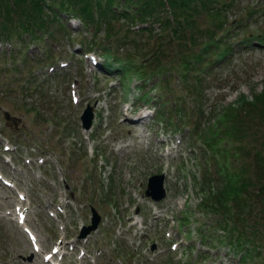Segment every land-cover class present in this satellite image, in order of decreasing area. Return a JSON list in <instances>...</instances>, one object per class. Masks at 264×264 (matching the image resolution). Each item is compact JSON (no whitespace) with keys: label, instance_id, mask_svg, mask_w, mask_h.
<instances>
[{"label":"rangeland","instance_id":"374dc122","mask_svg":"<svg viewBox=\"0 0 264 264\" xmlns=\"http://www.w3.org/2000/svg\"><path fill=\"white\" fill-rule=\"evenodd\" d=\"M119 1L125 6L126 0ZM233 5L225 25L232 27L233 53L226 62L209 67L212 71L204 78L200 94L191 92L194 78L190 76L186 84L170 75L166 82L160 78L163 83L155 90L153 82L144 88L132 73L129 83L104 73L92 60L84 59L81 50L74 52L82 36L70 32L71 46L68 33L52 23L47 26L52 31L50 47L44 40L31 44L39 50L26 53L27 59L21 52L12 54L16 62L9 61L0 47V139L4 137L0 170L15 184L7 187L0 182V264H45L39 254L31 253L22 228L13 219L20 206L26 212L27 228L46 252L63 229L67 243L61 264H239V254L225 244L213 245L198 233L205 220L198 205L204 194L221 184L225 167L240 171L238 175L250 187L263 183L251 176H264V164L257 167L264 156L254 154L256 146L264 154V105L255 104L264 95V0H234ZM248 5L258 14L246 19L243 8ZM195 11L204 12L199 6ZM219 14L215 11L214 15ZM2 22L0 16V28ZM253 35L263 43L253 42ZM151 46L150 42L148 48ZM166 49L174 58L180 43L175 41ZM125 52L120 54L125 56ZM135 56L136 52L129 55L131 59ZM31 59L38 62L34 67ZM46 62L48 69L44 68ZM49 69H53L52 77ZM131 104L147 106L130 118L125 114ZM157 104L168 112L170 121H165L177 127L170 129L177 132L173 136L163 126L165 122L160 125L159 119H150L147 125L143 121L156 111ZM179 106L182 110L177 115L174 108ZM87 107L95 119L91 129L83 131L80 116ZM3 112L12 122L17 121L16 128L5 121ZM138 117L141 119L134 123L132 118ZM251 118L255 120L249 121ZM236 125L240 132L227 128ZM213 126L218 136L225 128L227 131L221 144L217 140L210 151L200 143ZM122 140L133 143L129 153H113L108 148ZM218 159L222 161L218 163ZM160 172L166 175L167 197L158 203L144 191L149 175ZM18 192H23L25 201L18 199ZM94 208L101 222L80 242L79 234L89 224ZM183 218L188 222L183 223ZM244 264L264 261L252 259Z\"/></svg>","mask_w":264,"mask_h":264},{"label":"trees","instance_id":"16d2710c","mask_svg":"<svg viewBox=\"0 0 264 264\" xmlns=\"http://www.w3.org/2000/svg\"><path fill=\"white\" fill-rule=\"evenodd\" d=\"M198 2L202 3V9L206 15L204 17L211 23L212 31L206 29L205 34H202V30L197 31L199 29L197 24L200 22L199 12L192 11L193 17L197 16L196 19L192 17L190 12V9L196 6ZM214 3L216 6L223 4L222 0H126L125 6L124 3L118 0H0V16L3 19L0 28V39L3 37L8 39L13 34L29 37L48 35L51 37L52 31L47 29L48 24L55 21L59 27H62L59 24L61 14L72 15L81 21L86 30L89 29L88 27H93L99 31L101 30L100 22L104 24L102 33L105 35L102 39H104L106 45L95 38L93 42L86 40L81 42L82 47L85 50L96 48L101 50L103 57L109 59L108 65L112 68L115 64L118 65L117 68L124 75L132 73L144 84L147 81L155 80V87L158 88L163 83L159 77H166L171 68L172 72L177 77L182 78L184 83L189 77L188 74H194L195 87H200L202 76L207 73V68L211 64L223 60L231 52V47L227 43L229 36H225V34L218 36L219 26L216 22H221L222 19L224 23L226 19L225 15L220 19L219 15H214L215 13L210 11ZM113 7L116 9H113ZM124 8H127V10H124ZM212 15H214L213 18ZM121 19L125 23H119ZM139 24L148 27L141 28L137 35V32L132 31L131 28ZM156 26L160 29L158 34H154L153 30H150ZM122 31H124V38H119V32ZM163 33L164 35H162ZM166 33H170V36ZM196 33L198 36L204 35L206 38H196L194 36ZM138 36L144 40L143 45L147 46L150 42L152 43L146 57L141 51L138 53L134 50L138 47L140 41ZM157 39L158 42H154ZM164 39L165 46L167 42L175 39L180 43V49L176 52L177 54L173 60L170 59L168 50L164 46ZM110 40H115V44H122L116 47V51H114L112 50L113 43H109ZM198 47L199 50L197 51ZM121 49L126 51L125 56L120 54ZM132 52H136L133 59L129 57ZM207 58H209L208 62L205 60ZM168 59L169 61H165ZM178 60L179 62L175 65L174 62ZM179 72L181 75L178 74ZM124 77L129 80L127 75ZM166 80H168V77H166ZM259 98L255 104L264 105V95ZM256 119L260 120L261 117L256 115ZM252 120L255 119L251 118L249 121ZM229 129L232 130L231 132L241 131L240 125L229 127ZM215 134L214 130L210 134L205 133V140L213 139ZM256 178L258 179L259 176L256 175ZM242 186L243 184L237 176L233 174L230 177L229 174H226L223 184L217 187L214 192L210 191L213 194L207 196L203 204L210 203L214 210L219 211L220 214H225L229 211L227 208L229 202L237 198ZM262 200L264 201V199ZM262 210L264 211V202ZM262 210L260 214L261 218H264ZM260 227L257 223L248 231L245 226L239 228L233 225L230 227V231L236 236L233 237L235 240L232 242H236L239 247L243 246L246 249L255 250L257 244L254 239L259 234Z\"/></svg>","mask_w":264,"mask_h":264},{"label":"water","instance_id":"95a60500","mask_svg":"<svg viewBox=\"0 0 264 264\" xmlns=\"http://www.w3.org/2000/svg\"><path fill=\"white\" fill-rule=\"evenodd\" d=\"M83 122V127L88 129L91 124V114L89 110L86 111L83 116L81 117ZM163 183V175H156L149 179V188L151 189L150 192L148 191L147 194H151L155 200L160 199L164 195V189L162 188ZM98 218L96 217L95 222H97Z\"/></svg>","mask_w":264,"mask_h":264}]
</instances>
